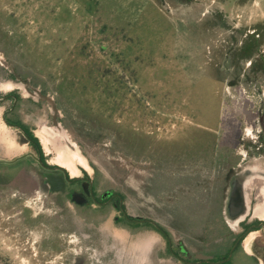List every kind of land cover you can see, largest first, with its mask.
<instances>
[{"label":"rangeland","instance_id":"obj_1","mask_svg":"<svg viewBox=\"0 0 264 264\" xmlns=\"http://www.w3.org/2000/svg\"><path fill=\"white\" fill-rule=\"evenodd\" d=\"M11 92L10 121L44 160L119 192L130 216L191 248L188 260L232 180L244 198L223 212L235 237L264 220V0H0V98ZM12 101L0 103L8 157V143L26 148L5 126ZM54 174L30 157L0 163V264H131L145 231L100 206L85 222ZM252 229L264 264V226ZM149 236L143 253L163 248Z\"/></svg>","mask_w":264,"mask_h":264},{"label":"flooded vegetation","instance_id":"obj_2","mask_svg":"<svg viewBox=\"0 0 264 264\" xmlns=\"http://www.w3.org/2000/svg\"><path fill=\"white\" fill-rule=\"evenodd\" d=\"M12 101V107L9 108L7 112H4V119L5 122L11 123L12 127L18 128L23 136L26 139L28 149L24 151L22 154L19 156L26 154L22 157H15L11 160H2L0 163H11L14 161H17L22 158L30 157L32 160L35 161V163L38 165V168L41 170L46 171L47 173H58V175L54 174L51 176L58 177L62 181V189L59 188V184H51L50 187L58 188L57 191H59L60 196H68V200L74 204L76 209H73V214L77 216H81L85 222L88 223L89 221V214L92 213L91 211L93 210L91 206H100V207H106L107 210H105V213L113 211L116 215H114V219H121L124 220V222L127 225H121V228H125L127 230H132V231H146L148 228L150 230H154L157 232L159 235L163 236L165 238V249L164 253H167L171 257L175 258V260L182 261V262H188L190 263H197V264H222V262L217 263V261L220 260H215V259H205V258H199L194 255L195 261L188 260L191 258V254L188 253V251L185 249L184 245L182 243L177 244V249L175 250L173 247V244L171 243L170 237L168 233H166L165 229L156 222L151 219V218H137V217H132L130 216L126 209L123 207V196L119 192H115L112 190H104L102 193H97L96 188H95V183L92 179L89 177H84L83 175H77V176H70L67 171L60 165L57 164H49L46 160L42 158V153L40 147L37 146V144L27 135L29 131H26L24 126L22 124L14 123L10 121L9 118V113L14 111L15 106L19 103V98L14 96V93L11 92L8 95L5 96V98H0V103L3 101L11 100ZM8 124V123H7ZM9 125V124H8ZM27 133V134H26ZM46 175V174H45ZM262 175L264 176V173L262 172ZM239 184L237 181H231L230 182V187L228 190V198H227V208L228 210L231 211L232 208V201L234 200V192L239 190ZM55 190V189H51ZM105 208V209H106ZM94 211V210H93ZM102 216L103 219L106 217ZM102 219V220H103ZM105 221V220H103ZM133 224H138V225H133ZM141 224V225H139ZM243 227L245 224L242 225ZM264 226V220L261 222H258L257 224H248L247 228L245 230H242L240 234H238L235 239H234V244L233 247H236L241 240L249 233L252 228L255 230L259 227ZM152 227V228H151ZM231 253V251L229 252ZM230 255V254H229ZM228 257V256H226ZM226 257L223 259L225 260Z\"/></svg>","mask_w":264,"mask_h":264},{"label":"crops","instance_id":"obj_3","mask_svg":"<svg viewBox=\"0 0 264 264\" xmlns=\"http://www.w3.org/2000/svg\"><path fill=\"white\" fill-rule=\"evenodd\" d=\"M4 117V116H3ZM5 125V123H4ZM6 127H10L13 130H16L17 132H21L18 128L16 127H12L10 125H8L6 123L5 125ZM23 135V134H22ZM24 140H22V145L25 149L21 150V152H18L19 149L16 148V143H14L15 148H13L11 143H8V148L9 149H13V151L9 150L11 152V156L8 157L5 155V151L2 152L1 151V155H0V161L2 160H11L17 156H19L20 154H22L24 151H26L27 148V142L25 137L23 136ZM17 144L19 143V140L16 141ZM11 144V145H10ZM12 147V148H11ZM18 147V146H17ZM227 198H228V194L226 196V198L224 199V201L221 200L218 208H219V217L220 220H216L213 223H208L206 225H204V231H206L208 234V239L206 240V242L204 241V245L203 248H198L200 249V254L199 256H197V254H195L196 257L199 258H205L208 257L210 259H215V260H220L217 261V263L222 262V264H226V262H230L232 264H262L259 259H256L255 254L251 251V249H249L248 246V242L250 238L248 237V233L242 240L241 242L236 246L233 247L234 244V239H235V233H234V228L231 226L230 222L228 221V219L223 215V212L226 213L228 212V214L233 215L234 214V206H232L231 211L228 210L227 208ZM219 200V199H218ZM242 200L244 201V198L242 197ZM224 203V206H223ZM148 231V230H147ZM140 232V234L136 235V242H149V235L151 234V237L153 236V234H157L158 237L160 236L157 232H155L154 230H149V232ZM147 232V233H146ZM161 237V236H160ZM134 241V240H133ZM132 241V242H133ZM135 242V245L131 246V248L133 249L130 254H129V259L133 260L130 261L131 264H161L163 263V261L167 258H171L173 261H178L175 260V258L171 257L170 255H165L164 253V249H165V245H163V248H157V250L155 249L154 245H152L150 248H148L144 253L140 250L138 243ZM184 245V244H183ZM185 247V246H184ZM186 248V247H185ZM195 249V248H194ZM186 250L190 253V251H192L191 248H186ZM157 251V252H156ZM231 251V253H229ZM128 255V253H125ZM230 254V255H229ZM140 255L144 256L142 257V259H140ZM228 256V257H226ZM226 257L225 260H223ZM128 259V260H129ZM206 264V263H205Z\"/></svg>","mask_w":264,"mask_h":264},{"label":"water","instance_id":"obj_4","mask_svg":"<svg viewBox=\"0 0 264 264\" xmlns=\"http://www.w3.org/2000/svg\"><path fill=\"white\" fill-rule=\"evenodd\" d=\"M24 155H26V154H23L19 157H22ZM17 158H15V159H17ZM15 159H13V160H15ZM233 199H234L233 206L236 207V209H235L236 213L241 212L243 209V200H242V194L240 193V189L239 190L237 189V191L234 192V198ZM205 259H208V257H205Z\"/></svg>","mask_w":264,"mask_h":264},{"label":"trees","instance_id":"obj_5","mask_svg":"<svg viewBox=\"0 0 264 264\" xmlns=\"http://www.w3.org/2000/svg\"><path fill=\"white\" fill-rule=\"evenodd\" d=\"M9 125H12L11 123L7 122ZM27 134V133H26ZM39 147L38 141L36 140V138H33L29 133L27 134Z\"/></svg>","mask_w":264,"mask_h":264},{"label":"bare ground","instance_id":"obj_6","mask_svg":"<svg viewBox=\"0 0 264 264\" xmlns=\"http://www.w3.org/2000/svg\"><path fill=\"white\" fill-rule=\"evenodd\" d=\"M234 201V200H233ZM233 201L231 202L232 203V205H233Z\"/></svg>","mask_w":264,"mask_h":264}]
</instances>
